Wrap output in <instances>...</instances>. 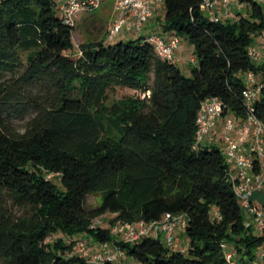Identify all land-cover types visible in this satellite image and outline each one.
Wrapping results in <instances>:
<instances>
[{"label": "trees", "instance_id": "trees-1", "mask_svg": "<svg viewBox=\"0 0 264 264\" xmlns=\"http://www.w3.org/2000/svg\"><path fill=\"white\" fill-rule=\"evenodd\" d=\"M242 2L246 13L212 22L200 0H163L156 31L192 45L186 75L146 35L91 40L79 44L81 55H70L75 26L62 21L54 0L0 1V264H88L73 253L74 237L112 241L108 229L90 227L106 212L115 214L112 223L186 216L185 253L161 239L119 242L142 264H230L222 243L238 264L251 263L264 235L245 225L223 151L193 148L206 98L246 114L249 71L263 82L254 114L264 122V60L248 56L264 30V6ZM114 86L138 94L108 101ZM146 90L150 97L141 98ZM26 116L16 129L12 119ZM46 172L60 175V184ZM98 192L100 205L88 210L87 195ZM59 232L72 238L48 241Z\"/></svg>", "mask_w": 264, "mask_h": 264}, {"label": "built area", "instance_id": "built-area-1", "mask_svg": "<svg viewBox=\"0 0 264 264\" xmlns=\"http://www.w3.org/2000/svg\"><path fill=\"white\" fill-rule=\"evenodd\" d=\"M1 1V0H0ZM107 0H63L59 5V17L63 22L75 26V17L81 13H92ZM111 2L113 22L107 33V41L117 37L121 31L143 35L144 26L158 14L163 0H108ZM264 6V0H256ZM200 10L212 22L235 20L245 7L242 0H200ZM156 54L163 60L180 64L183 60L177 51L182 38L173 33L155 31L146 35ZM81 55V50H78ZM250 60L261 63L264 60V30L248 49ZM194 57L189 62H194ZM245 89L243 100L246 108L244 116L225 110L217 97L202 101L196 116V134L193 148L217 145L224 153L228 166V180L242 209L245 211L247 227L256 228L264 235V207L254 199L257 192L264 194V122L254 114V104L263 88L261 78L254 71L243 77ZM141 98H149L150 90L139 93ZM187 219L184 214L165 213L161 220L133 222L117 219L103 227L102 220L94 219L91 228L108 229L112 241L97 242L87 234L80 235L75 242L73 253L85 259L88 264H142L131 259L119 242L137 243L142 238L161 239L170 250L182 253L188 245L177 242V232L185 231ZM221 246L226 260L238 264L236 252L227 243ZM250 264H264V240L256 249Z\"/></svg>", "mask_w": 264, "mask_h": 264}, {"label": "rangeland", "instance_id": "rangeland-1", "mask_svg": "<svg viewBox=\"0 0 264 264\" xmlns=\"http://www.w3.org/2000/svg\"><path fill=\"white\" fill-rule=\"evenodd\" d=\"M56 5V12L58 15L59 13V5L63 2V0H54ZM247 8L244 7L242 8L243 14L246 13ZM164 14V4L161 5V8L158 11V16H163ZM114 15L112 13V8H111V2L110 1H105L103 5L95 10L92 13H81L78 14L75 17V27L73 31V42H74V49L72 50L70 55H75L77 48L79 47V44L88 42L91 40H97V39H102L105 42L107 41V33L108 30L113 22ZM138 36L136 33H127L126 31H121L117 37L111 41H107V43H115L120 40H128L131 37H136ZM180 56L184 60L190 59V57L193 55V47L187 40L184 38L182 39L181 42V49H180ZM192 62H190L191 64ZM186 63H180L178 64L180 68L182 69L183 73L186 75L189 74L190 72V64L188 66L185 65ZM150 76H153L152 73H150ZM138 91L126 87H120V86H114L109 89L108 91V101L116 100L119 99L123 96H128V95H137ZM29 116H26L24 118H13L12 119V124L13 126L18 129V130H23L25 127V124L28 120ZM46 178L49 180L60 184V175L56 173H50L46 172ZM101 198H102V193H90L87 195L85 206L88 210L93 209L97 206L100 205L101 203ZM254 199L256 202H258L260 205L264 207V194L262 192H257L254 195ZM115 217L114 213L111 212H106L103 215L99 216L98 219L102 220V225L103 227H107L111 219ZM256 231V228H253ZM85 234V233H84ZM82 235V234H80ZM80 235H76L74 239H77ZM88 236V235H87ZM63 237L64 240L70 241V237L62 235V233H57L53 234L48 238L49 242H53L57 238ZM95 241V239L93 238ZM177 242L180 244L187 245L188 244V239L185 235V233L182 235L177 234Z\"/></svg>", "mask_w": 264, "mask_h": 264}, {"label": "crops", "instance_id": "crops-1", "mask_svg": "<svg viewBox=\"0 0 264 264\" xmlns=\"http://www.w3.org/2000/svg\"><path fill=\"white\" fill-rule=\"evenodd\" d=\"M157 18H158V14H157V16H156L155 18L151 19V20H150V21L144 26V29H143V32H142L143 35H147L148 33L155 32V31H156V26H157V23H158ZM131 38H135V37H131ZM106 43H107V41H106ZM180 49H181V46L179 47V49H178V51H177V54H178V56L183 60L182 63H186L185 65L188 66V64H190V62H189L188 60H184V59L180 56V52H179ZM78 50H79V49L77 48V51H76L75 55L78 54ZM192 57H194V56L192 55L190 58H192ZM179 67H180V66H179ZM177 233H178V235H181V234L183 235V234H184L183 231H178ZM88 237H89L91 240H93V237H92L91 235H88Z\"/></svg>", "mask_w": 264, "mask_h": 264}]
</instances>
